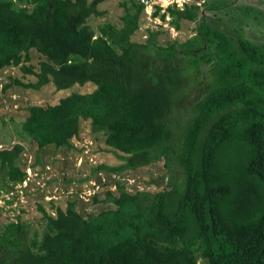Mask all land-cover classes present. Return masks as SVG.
Instances as JSON below:
<instances>
[{"label":"trees","instance_id":"16d2710c","mask_svg":"<svg viewBox=\"0 0 264 264\" xmlns=\"http://www.w3.org/2000/svg\"><path fill=\"white\" fill-rule=\"evenodd\" d=\"M105 1L0 0V72L17 67L33 77L24 83L9 76L2 91L93 84L90 93L29 106L21 125L26 139L39 150L84 153L87 147L78 149L74 141L89 122L92 134H102L125 162L94 165L87 181L100 186L97 174L122 177L170 151L184 178H170L169 189L158 193L133 192L124 178L114 180L115 190L92 197L111 205L97 215L84 216L77 201L66 209L50 201L51 213L39 205L41 236L29 238L20 220L0 227V264H264L263 46L239 34L233 38L205 17L185 43L160 46L151 30L147 43L133 42L147 8L140 0L123 5V27L104 24L96 32L88 21L104 15L99 5ZM216 3L209 7L216 10ZM161 10L156 6L153 16L170 17L180 29L181 20L198 21L201 5ZM32 51L43 58L38 68ZM179 57L188 58L189 67L211 64L217 74L177 146L168 119L184 79ZM25 149L24 142L0 148L8 193L28 178L18 165Z\"/></svg>","mask_w":264,"mask_h":264},{"label":"rangeland","instance_id":"374dc122","mask_svg":"<svg viewBox=\"0 0 264 264\" xmlns=\"http://www.w3.org/2000/svg\"><path fill=\"white\" fill-rule=\"evenodd\" d=\"M147 3V8L141 16L140 29L132 37L133 42L147 43L149 31L156 33L155 38L160 46H169L173 43H185L198 32L202 17L216 29L233 36L242 35L254 44L264 49V0H140ZM207 4H204V2ZM216 3V10L209 6ZM129 0H106L99 5L103 16L91 17L88 24L98 32L104 24H112L117 28L123 27V16L126 13L125 3ZM177 5L183 9L188 5H201V14L198 21H180V29L171 24V18L162 21L153 16L156 6L162 8L163 14L168 7ZM31 64L36 67L42 56L32 51ZM188 58L179 57V67L184 69V79L180 90L175 95V104L169 116V126L174 133L173 142L180 146L182 137L191 119L195 116L197 102L212 89L216 83V72L210 65L204 63L201 67L187 66ZM30 64V63H29ZM38 68V67H37ZM213 74V75H212ZM22 79L24 83L33 80L32 76H25L20 68L13 67L0 72V148H12L15 143L24 142L26 149L18 165L27 171L28 178L11 192H6L9 182L5 172H0V227L7 223L20 220L28 225L29 238L35 233L41 236L44 232L43 214L39 210L42 205L50 213V201L66 209L70 201H77L78 210L84 215H97L111 207L110 204L96 203L92 197L99 193L104 198L108 188L115 190L114 180H124L130 191L148 190L158 193L169 189V180L174 178L178 183L184 178V169L177 162V154L170 151L169 157L148 166L129 170L122 177L109 175L106 172L97 174L94 178L100 180L98 185L86 178L93 176L94 165L108 164L117 166L125 161L114 153L106 144L102 134H92L89 122L83 124L82 138L74 141L78 149L87 147L82 153L76 150H58L48 147L39 150L37 144L26 139L21 131V125L28 116V107L32 105H55L60 99L72 92L90 93L96 88L93 84L75 86L70 90L58 91L53 83L44 86L41 90L27 89L15 85L3 92V87L11 82L10 77ZM89 147V148H88ZM240 154H243L240 151ZM39 159V160H38ZM172 166V171L165 163ZM53 199V200H52ZM11 202V203H9Z\"/></svg>","mask_w":264,"mask_h":264}]
</instances>
